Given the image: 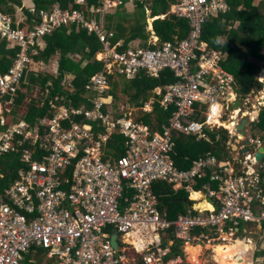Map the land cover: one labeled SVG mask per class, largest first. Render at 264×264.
<instances>
[{
	"label": "built area",
	"instance_id": "built-area-1",
	"mask_svg": "<svg viewBox=\"0 0 264 264\" xmlns=\"http://www.w3.org/2000/svg\"><path fill=\"white\" fill-rule=\"evenodd\" d=\"M126 1L107 0V5L117 7ZM229 7L227 0H178L174 12L189 20L191 30L185 38L163 43L155 35L151 40L155 47L114 43L113 31L104 30L97 19L88 20L79 9L56 6L51 12L42 11V21L30 32L20 27L22 18L14 20L0 11V41L20 49L9 71H0V156H19L23 164L18 177L6 185L8 178L0 175V264H25L29 255L33 258L28 263L36 264L41 252H46L47 261L52 260L42 264H127L125 250L112 245L116 232L147 236L148 242L138 250V264H183V257L174 256L171 245L163 246V235L173 226L177 238L209 245L229 242L244 222L264 226V154L257 160L256 146L240 159L200 155L186 168L177 166L171 156L175 133L208 139L207 131L225 128L230 147L233 140H240L237 132L242 120L247 119L246 125L257 119V104L247 106V95L245 99L236 96L234 76L220 64L226 54L203 39L204 24ZM71 22L96 32L105 47L101 59L107 69L87 85L89 91L97 92L92 107L59 106L52 100L55 115L50 118L32 124L16 117L19 92L26 91L30 50L41 37ZM166 69L176 81L165 86L160 98L150 96L137 108L121 106L114 115L104 111L103 94L111 85L110 74L134 78L145 71L160 77ZM236 98L240 105L233 107ZM157 100L164 110L174 107V111L168 122L154 130L137 117L152 112ZM263 102L258 100V104ZM73 114L84 115L90 122L67 126ZM96 126L102 130L96 133ZM115 133L125 138L119 156L106 150ZM255 138L264 147V138ZM207 176L218 183L214 187L215 183L203 182L218 207L197 209L175 220L162 215L153 189L156 180L192 191ZM129 191L132 194L127 196Z\"/></svg>",
	"mask_w": 264,
	"mask_h": 264
},
{
	"label": "trees",
	"instance_id": "trees-1",
	"mask_svg": "<svg viewBox=\"0 0 264 264\" xmlns=\"http://www.w3.org/2000/svg\"><path fill=\"white\" fill-rule=\"evenodd\" d=\"M148 1L151 2L153 16L168 14L166 17H158L154 21V27L157 35L161 38V43L174 40L176 35L185 38L189 34L191 30L189 20L169 12L176 0ZM227 2L230 6L227 11L212 16L204 24L203 39L208 42L210 47L227 52L220 64L224 69L232 72L237 91L246 94L263 86L258 79V74L264 66V0H260L257 4L254 0H227ZM100 3L101 0H86V3L80 4L77 3V0H0V11L12 15L16 20L19 16L18 8L24 10L27 17L23 18L24 21L20 27L26 28L30 32L36 23L42 21L41 12H51L58 4L64 9L72 11L80 9L85 11L88 16H94L95 14H92L90 9L93 6L97 7ZM33 8L35 10H32ZM122 8L118 10L109 9L107 12L104 11V14L96 13L99 20H103L102 23H105L106 28L115 29L116 35L112 38L113 42L115 43L121 38L127 42L134 38H143L147 41L145 43L147 47H154V44H148L151 32L148 31L149 22L146 6L139 3L134 14H129L125 7ZM44 38L47 42L45 47L37 44L30 50L32 62L24 76L26 91L19 92L18 106L14 113L18 117L19 112L26 108L28 111L26 119L32 124L55 115V109L51 105L52 100L59 106L62 103H67L78 107L88 103L86 86L92 76L101 71L105 65L103 61L97 58V53L102 51L104 47L101 38L98 34L88 31L85 27H79L76 23L57 28L52 33L46 34ZM37 49L39 51L35 52ZM19 52L18 47L9 48L8 41H0V71L7 72ZM54 56L59 57L58 75H53L51 72L42 69L41 63H50ZM69 74L74 76L72 85H74L75 91H71L64 82ZM160 75V77H152L142 71L134 78L126 79L124 76L110 74L112 78L110 93L115 102L121 101L119 103L122 104L117 105L118 102H116L115 106L137 108L150 99V96L160 98L165 86L176 81V77L169 69L162 71ZM49 82L52 83L49 84ZM37 88H41L43 94L40 99L36 96ZM70 100L72 101L70 102ZM173 111L174 107L170 110H164L157 100L152 112L141 113L137 119L151 125L154 130H159L162 123L168 122ZM195 117L198 118L199 115L196 113ZM75 121L83 122L86 120L84 115L73 114L72 119L66 124L68 126ZM258 125L264 129V108L260 112ZM95 132L98 131L95 129ZM207 135L209 136L208 139L175 133V152L171 153V156L176 165L186 168L193 159L208 152H212L220 158L228 153L229 135L227 129L220 127L217 130L207 131ZM122 137V135L115 133L114 138L110 139L109 148L106 150L116 156L121 155L125 147V138L123 137L124 141L122 142ZM115 145L117 148L114 149H118L116 152L113 151ZM22 166L19 156L1 155L0 175H6L8 178L3 184L6 185L9 181H14ZM201 182L215 183L207 177L202 178L199 183ZM198 184L194 186L197 187ZM213 186L215 185L213 184ZM153 189L159 197L162 215L166 218L175 220L181 214L188 213L192 201L187 199L188 193L183 188L174 189L173 184L165 180H156L153 183ZM131 194L132 192L129 191L127 196ZM198 206L204 208L208 205L206 202H201ZM167 234L169 239L176 240L172 245L173 255L184 256L181 250V239L175 235V227L169 229ZM169 239L165 238L164 248L169 246ZM45 257L46 252L37 254L35 258H38V262L36 264H42ZM31 258H33L32 255L27 256L25 264H29L28 260ZM262 264L264 263L262 262Z\"/></svg>",
	"mask_w": 264,
	"mask_h": 264
},
{
	"label": "crops",
	"instance_id": "crops-1",
	"mask_svg": "<svg viewBox=\"0 0 264 264\" xmlns=\"http://www.w3.org/2000/svg\"><path fill=\"white\" fill-rule=\"evenodd\" d=\"M177 1L178 0H176L173 4H172V8H171V10L169 11V12H172V13H175L174 12V6H175V4L177 3ZM78 3V2H77ZM84 3H86V1L84 2ZM139 3H141V4H143V5H145L146 6V11H147V15H148V22H149V25H148V31H150L151 32V36L148 38V44H150V45H152L151 43V40H153L154 39V37H155V35H157V31H156V29H155V27H154V21H153V18L154 19H157L158 17H162V16H164V15H168V14H163V15H157V16H153V9H152V7H151V2H149L148 0H134V1H129V0H127L125 3H123V4H120V5H118L117 7L116 6H114V7H109L108 5H107V0H101V3L96 7V6H93L91 9H90V11H91V13L92 14H95L94 16H88V14L85 12V11H83V10H81V11H83L84 13H85V15H86V18L88 19V20H92V19H97L101 24H102V26L104 27V30H106L107 32H111V31H113L114 32V36L113 37H115V35H116V31H115V29H108V28H106L105 27V23H102L103 22V20L101 19V21L99 20V18H98V16L96 15V13H102V14H104V11H108L109 9H112V10H118L119 8H121V7H125L126 9H127V12L129 13V14H134L135 13V11L137 10V8H138V5H139ZM80 4V3H79ZM57 6H59V7H61L59 4L57 5ZM108 6V7H107ZM62 9H64L63 7H61ZM93 8L95 9V10H93ZM122 8V9H123ZM64 10H67V9H64ZM80 10V9H79ZM18 18H25V17H23L21 14H19V16H18ZM153 21V22H152ZM74 23H76L79 27H85L84 26V24L83 23H78V22H71V23H69V24H63L61 27H63V26H67V25H72V24H74ZM60 28V27H59ZM86 28V27H85ZM88 31H90L88 28H86ZM91 32V31H90ZM94 33H96V32H94ZM97 34V33H96ZM99 36V35H98ZM159 36V35H158ZM45 35L43 36V37H41L40 38V40H39V42L37 43L38 45H40L41 47H45L46 46V44H47V42H46V40H45ZM100 37V36H99ZM160 37V36H159ZM175 37H178V35H176ZM118 41H123L124 43H125V46L126 47H130L131 45H135L136 43H142V45L143 46H146V39H141V38H134V39H131L130 41H126L124 38H121L120 40H118ZM118 41H116V42H118ZM160 43H161V41H160ZM36 44V45H37ZM35 45V46H36ZM9 48H11L10 46H9ZM33 49V48H32ZM39 50L37 49L35 52H38ZM104 51H105V47H103V49H102V51H100V52H98L97 53V58L99 59V60H101V61H103L101 58H102V56H103V53H104ZM222 52H224L225 54H227V52L226 51H222ZM58 57V56H57ZM57 62H58V65H57V67H56V72L55 73H52L53 75H58L59 74V57H58V59H57ZM105 63V62H104ZM42 64V69H43V66H44V64H46L45 62H43V63H41ZM107 69V67H106V65H104V68L101 70V71H99L98 73H100V72H103L104 70H106ZM44 71H46L47 72V70H44ZM229 72V71H228ZM262 72V71H261ZM97 73V74H98ZM231 74H232V72H230ZM96 75V74H95ZM114 75H119V76H126V74H123V73H120V72H117V73H114ZM260 76H261V74H260ZM93 77V76H92ZM127 77V79H131V78H128V76H126ZM73 79H74V76L72 75V74H69V75H67V77L65 78V80H64V82H65V84L67 85V87H69L70 89H71V91H75L74 89V85H72V81H73ZM92 79V78H91ZM111 80H112V78H111ZM234 81H235V78H234ZM90 82H91V80H90ZM89 82V83H90ZM52 82H49V84H51ZM88 83V84H89ZM87 84V85H88ZM111 86H112V83H111V85H110V87H109V89L106 91V93H104L103 94V97L105 98V100H106V103H105V105H104V107H103V109H104V111L105 112H108V111H110L113 115L114 114H116V111L119 109V107H117V106H115V103L116 102H118V101H116L115 102V99H114V97H113V95L110 93V90H111ZM87 87V86H86ZM233 88H234V90L233 89H231V90H233L235 93H236V96H238V97H242V96H248L249 94H251L252 93V91L254 90H252L251 92H249V93H246V94H242V93H240L239 91H237V86H236V84H234L233 85ZM97 94V92H95V91H89L88 90V88H87V92H86V97H87V100H88V103H84V104H82V106H86V107H92V100L94 99V97L95 96H97L96 95ZM256 94V97H259V93H254V95ZM262 99V98H261ZM119 102H121V101H119ZM118 102V104L117 105H122V104H120ZM141 106V105H140ZM78 107H81V105H79ZM135 107H137V106H135ZM139 107V106H138ZM132 108V107H131ZM24 110V111H23ZM23 110H19L20 112H19V116L20 117H22V118H24V119H26V116H27V109L26 108H23ZM17 111H18V109H17ZM118 115V114H117ZM84 119L86 120L85 122H87V121H89L90 122V120H87L85 117H84ZM84 122V121H83ZM253 128H255L254 127V125L253 124H246V125H244V127H243V130H244V133L242 132V129H240V140L238 139V138H236L232 143H231V151H232V154H230V155H227V154H225V155H227V157H229V158H236V159H240V157H242L243 156V152L245 153L246 151H248V150H250L251 151V148H253L254 147V149H255V146L258 148V150L260 149V147L262 146V145H259V143H258V140L255 138V136L257 137V138H264L263 137V135H262V132L261 133H259V134H257V132L256 131H254V129ZM96 131H100V130H102L99 126H96ZM121 136V135H120ZM252 138H255V140L253 141L252 140ZM250 139L252 140V142L250 141ZM118 140V139H117ZM124 141V138L122 137V142ZM249 141V142H248ZM235 142V143H234ZM235 144V145H234ZM237 144V145H236ZM254 144H256V145H254ZM116 147V145L113 147V149ZM117 148V147H116ZM245 148H248L247 150H245ZM118 149H114L113 151H117ZM257 150V151H258ZM214 153H212V152H208L207 154H203V155H213ZM224 155V156H225ZM263 156V155H262ZM261 156V157H262ZM258 160V159H257ZM204 184L205 183H203V182H201V183H199L198 185H197V187H195L194 186V190H192V191H187L186 189H184L185 190V192L186 193H188V197H187V199L188 200H191L192 202H191V205L189 206V209H188V213H196V211H197V209H207V208H211V206L212 205H214V202H215V200L213 199L214 197H210V195L206 192V190H204ZM215 186L214 187H217L218 186V183H216L215 182V184H214ZM203 192V193H202ZM201 202H206L207 203V207H204V208H201V207H199L198 206V204L199 203H201ZM200 229L198 228L197 230H195V231H199ZM256 233V232H259L258 233V237H257V243H256V245H255V243H253L254 241L250 238V237H247V236H244L243 235V233H250V234H254V233ZM195 234H196V232H195ZM194 234V235H195ZM169 235L168 234H166V235H163V238H164V240H165V238H167V239H169V237H168ZM243 236V237H242ZM243 238V239H242ZM247 238V239H246ZM230 241L229 242H227V243H225V244H228V243H232V242H234V240H235V242H234V244H235V246H236V248L237 247H239L240 245H244L245 247V249L244 250H247L248 252L250 251V253H249V255L248 254H242V256H244L245 255V257L247 258V260H248V258H250L251 259V261H252V263H258V264H261L262 262H260V261H262L263 260V262H264V254L263 253H261L260 254V256H262L261 258H256V260H255V254H256V257H257V251H258V245H259V243L261 242V244L263 245L264 244V226L261 224V223H258V222H256V223H242L241 225H240V231H239V233H238V235L235 237V238H231V239H229ZM175 241L176 240H173V239H169V246L171 245H173L174 243H175ZM148 241H146V239L145 238H140V235L138 234V233H131V234H129V235H119V238H118V243H119V248H122V249H124L125 250V252H126V254H127V263H129V261L130 260H132V261H134V264H138V262H140V256H139V254H138V250L140 251L141 250V247L143 246V244L142 243H144V244H146ZM236 242H238V243H236ZM241 242H244V243H241ZM194 244H196V246L197 247H200V245L201 244H203V247H200L201 248V250H200V253L199 254H202V253H205L206 251H212L213 252V259L215 260L216 259V251H215V248L216 247H218L219 245L217 244V245H209V244H207V243H205V242H202V241H198V240H195L194 242H192V241H190V242H188V241H184V240H182L181 239V250L183 251V255L184 256H182L183 257V260H184V258L185 259H193V260H195V258L197 257V260H198V256H194V254H193V252H190V251H188L187 250V247H188V245L189 246H192V247H195V245ZM249 249V250H248ZM255 249V250H254ZM243 250V251H244ZM253 250H254V252H253ZM190 255H189V254ZM198 254V255H199ZM260 259V260H259ZM196 260V261H197ZM217 260V259H216ZM43 262H47V263H50V262H52V260H49V261H47L46 260V257H45V259L43 260ZM218 263V261L216 262V264ZM213 264V263H212ZM215 264V263H214Z\"/></svg>",
	"mask_w": 264,
	"mask_h": 264
},
{
	"label": "rangeland",
	"instance_id": "rangeland-1",
	"mask_svg": "<svg viewBox=\"0 0 264 264\" xmlns=\"http://www.w3.org/2000/svg\"><path fill=\"white\" fill-rule=\"evenodd\" d=\"M260 0H254L255 4L259 3ZM18 14H21L23 17H27V14L24 12V10H22L21 8H18ZM18 18V17H17ZM19 19V18H18ZM57 59L58 57L57 56H54L50 63H46L44 64L43 66V70H47V72H51V73H55L56 72V67L58 65V62H57ZM262 71V72H261ZM264 72V66L261 68L259 74H258V78L262 80V76H260V74H262ZM125 78L127 79V77L125 76ZM262 85L261 87H259L258 89L252 91L251 94L248 95V99H249V103L247 106H249L250 104H252V102H257L258 100H260L262 97H264V81L262 80ZM40 89H38V91L36 90V96L40 99L41 98V92H39ZM254 93H260L259 97H256V94L254 95ZM240 98H244L245 99V96H242ZM30 101V100H29ZM259 109H263L264 108V103H262L259 107ZM240 132V129H238V132ZM234 141V140H233ZM232 141V142H233ZM235 143V142H234ZM231 147H228V153L227 155H230L232 154V151L230 149ZM227 155L223 156V157H227ZM233 164H234V161H233ZM254 233V232H253ZM258 233L259 232H256L254 234H250V233H243L244 236H247V237H250L255 243H257V237H258ZM243 237V236H242ZM144 238H147V236H144ZM243 239V238H242ZM247 239V238H246ZM196 239H192L191 241L194 242ZM235 242V241H234ZM234 242L232 243H228V244H221L219 246H231V245H235ZM238 243V242H236ZM241 243H244V242H241ZM196 246V244H194ZM200 247H203V244L200 245ZM245 246L244 245H240L239 247H237V259H238V262L236 264H258V263H252V261L250 263H246L245 260L247 259L246 257L242 256V254H248L250 253V251L248 252L247 250H244ZM217 248V247H216ZM215 248V249H216ZM201 249V248H200ZM244 250V251H243ZM249 250V249H248ZM264 244L262 245L261 242L259 243L258 245V253H257V257H256V254H255V260L256 258H261L262 256H260V252H263L264 253ZM189 254V253H188ZM190 255V254H189ZM220 255H223V254H220ZM251 258V257H250ZM197 260V257L195 258V260L193 259H185L183 260V264H216V262L218 260H214L213 259V252L212 251H206L205 253H202V254H199L198 255V260ZM251 260V259H250ZM260 260V259H259ZM226 261H222V260H219L217 264H222ZM260 262H263L260 261ZM264 263V262H263ZM127 264H134V261L130 260L129 263ZM262 264V263H261Z\"/></svg>",
	"mask_w": 264,
	"mask_h": 264
},
{
	"label": "bare ground",
	"instance_id": "bare-ground-1",
	"mask_svg": "<svg viewBox=\"0 0 264 264\" xmlns=\"http://www.w3.org/2000/svg\"><path fill=\"white\" fill-rule=\"evenodd\" d=\"M261 76H262V80L264 81V72L261 74ZM187 250L190 252H193L194 256L196 257L200 253L201 249H200V247H197V246L192 247V246L188 245ZM215 251H216V259L218 261L219 260L226 261L222 264H236L238 262V259H237L238 251H237V248L235 245L218 246L215 249ZM220 254H223V255H220ZM244 257H245V255H244ZM245 262L250 263L251 262L250 258H248V260L246 259Z\"/></svg>",
	"mask_w": 264,
	"mask_h": 264
},
{
	"label": "water",
	"instance_id": "water-1",
	"mask_svg": "<svg viewBox=\"0 0 264 264\" xmlns=\"http://www.w3.org/2000/svg\"><path fill=\"white\" fill-rule=\"evenodd\" d=\"M240 103L238 102V100H235L233 101V107H237L239 106ZM246 123V119L244 118L241 122V124L238 126L239 129H242V132L244 133V130H243V127ZM249 142V141H248ZM235 145V144H234ZM237 145V144H236ZM248 148H245V150H247ZM264 154V147L261 146L260 149L258 150V152L256 153V158L257 159H260V157ZM203 193V192H202ZM214 204L216 205V203L214 202ZM216 207H218V205H216ZM118 238H119V235L118 233H114V235L112 236L111 238V241H112V245L114 246V248L116 250H119V243H118Z\"/></svg>",
	"mask_w": 264,
	"mask_h": 264
},
{
	"label": "clouds",
	"instance_id": "clouds-1",
	"mask_svg": "<svg viewBox=\"0 0 264 264\" xmlns=\"http://www.w3.org/2000/svg\"><path fill=\"white\" fill-rule=\"evenodd\" d=\"M163 17V16H162ZM166 17V16H165ZM158 36V35H157ZM154 47H155V45H154ZM11 68V67H10ZM9 71V70H8ZM259 79V78H258ZM260 81H262L261 79H259ZM254 90H256V89H254ZM253 90V91H254ZM260 94V93H259ZM262 99L264 100V97H262ZM235 100H238L237 98L236 99H234L233 101H235ZM238 102L240 103V100H238ZM255 104H257V106L259 107L261 104H258V101L257 102H254ZM264 103V102H263ZM232 105H233V102H232ZM238 107V106H237ZM262 110L261 109H259L258 108V115H257V119L254 121V122H252V121H248V123L249 124H253L254 125V127L255 128H253L254 129V131H256L257 132V134H259V133H261L262 132V135H263V137H264V129L263 128H261L259 125H258V122H259V119H260V112H261ZM246 119V118H245ZM246 122H247V119H246ZM229 135V134H228ZM256 137V136H255ZM249 152H252V149H251V151L250 150H248ZM248 151H246V152H248ZM258 152V151H257ZM219 159H223V158H225V157H218ZM207 178H209V176H207Z\"/></svg>",
	"mask_w": 264,
	"mask_h": 264
}]
</instances>
